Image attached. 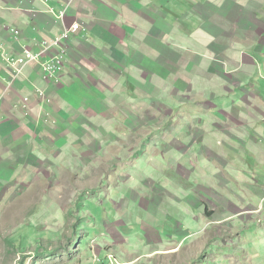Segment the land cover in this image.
I'll list each match as a JSON object with an SVG mask.
<instances>
[{"label": "rangeland", "instance_id": "rangeland-1", "mask_svg": "<svg viewBox=\"0 0 264 264\" xmlns=\"http://www.w3.org/2000/svg\"><path fill=\"white\" fill-rule=\"evenodd\" d=\"M151 6V36L139 25L126 39L115 63L125 87H108L109 98L119 90L108 107L107 84L90 77L103 109L77 121V134L71 118L65 146L51 132L24 147L0 145V264H84L90 249L96 262L112 252L120 264H264V121L251 115L261 109L254 91L264 89V53L250 41L260 39L234 32L232 21L218 31L216 0ZM245 54L261 73L237 83ZM5 55L26 51L1 47ZM56 57L65 62V49L47 59ZM44 80L35 92L53 104L58 85ZM18 104L40 128L65 122L54 110L33 113L27 95ZM91 224L116 231L91 230L90 239ZM98 248L113 251L103 258Z\"/></svg>", "mask_w": 264, "mask_h": 264}, {"label": "crops", "instance_id": "crops-1", "mask_svg": "<svg viewBox=\"0 0 264 264\" xmlns=\"http://www.w3.org/2000/svg\"><path fill=\"white\" fill-rule=\"evenodd\" d=\"M68 1L0 0V48L3 47L12 56L22 55L26 47L34 54L43 53L38 60L26 66L25 75L16 83V88L9 89L5 94L0 110L1 146L9 145L13 149H16V146L24 147L32 137L43 138V132H51L59 139L56 141L58 145L56 147L65 146L70 140L67 128L71 125V118L74 128L72 134H77V121L83 124L87 114L91 115L90 112L103 109L97 107L95 103L97 101L94 98L95 91L90 92L92 88L94 89L92 87L94 83L89 78L93 77L107 84L101 90L103 93H100V100L108 107L107 101L113 100L119 94L118 90L113 94V98H109L108 87L117 89L121 85L118 78L120 72L115 65L122 54H125L124 50L128 52L126 39L130 38L133 32L138 31L139 25L141 28H147L145 31L147 36H151L149 28L151 30L154 28L151 20L154 13L151 5H154V0H72L70 5ZM251 5H255V8H251ZM66 7H68L66 14L60 17V12ZM86 21L91 24H87ZM222 21H228L229 28L232 26L231 21L234 22V32L238 29L244 34L247 33L246 36L251 39H260L250 41L255 42L261 48V53H264V0H216V27L218 31L226 32L221 25ZM74 22H79L81 28L70 38L58 41V46L48 48L50 41L61 38L65 26ZM141 22H144L143 25ZM230 34L234 36L232 30ZM239 38L243 39V37ZM86 41L89 43L88 47ZM131 42L134 43L132 40ZM61 49H65V68L60 79H52L58 85L54 92L56 94L54 103L44 104L35 92V86H47L43 78L42 63L47 58L59 54ZM95 52L99 53V58L92 61L89 56L95 55ZM134 57H130L128 61L136 62ZM245 59L250 65L249 68L246 66L240 69L242 76L235 78L237 83L241 78L253 82L261 73V63H256L247 54L237 61L238 65L243 64ZM11 74L12 69L0 58V91L4 89L6 80ZM109 82L113 84L108 86ZM122 86L125 87V84L123 83ZM254 92V97L259 101L262 109L264 89ZM26 95L30 97V108L33 113L40 114L43 109L54 110L65 122L57 120L58 123H50L52 126L48 124V128L44 126L40 128L32 118L24 117V110L18 101ZM83 105L88 106L86 114L78 113V109L82 110ZM261 109L258 108L254 114H251L256 118L257 124L264 121V113ZM242 112V115L247 114L245 111ZM246 127L248 126L244 128ZM40 145H43V142L40 141ZM21 175L23 172L20 173ZM12 179L15 178L11 177L10 181ZM23 189L20 191L22 195ZM18 193L15 191L14 195ZM91 230L96 235L105 234V230L109 233L116 231L111 224H91L90 234H92ZM93 234L90 239H94ZM89 251L84 264H111L105 257L113 250L98 248V253L105 258L104 262H96L94 253L91 249ZM87 259L93 261L88 262Z\"/></svg>", "mask_w": 264, "mask_h": 264}, {"label": "built area", "instance_id": "built-area-1", "mask_svg": "<svg viewBox=\"0 0 264 264\" xmlns=\"http://www.w3.org/2000/svg\"><path fill=\"white\" fill-rule=\"evenodd\" d=\"M72 0L68 1V5ZM66 7L63 11H61L60 15L64 16L67 12ZM81 28V24L79 22H74L73 24L69 26H65L64 32L62 37L60 38L63 40L67 36L73 35L76 31H78ZM26 57H18V58H13L8 55H5V61L7 65L12 69V76L6 80V85L4 90L0 93V108L2 106V102L5 98V94L13 87V82L15 81L16 78L22 75L23 73V68H26L31 62L38 60L37 57L38 55H42L43 53H37L34 54L31 52V50L26 47ZM65 65L64 61L62 58H52V59H47L42 63V72H43V77L46 79H60L62 76V73L64 71ZM27 100V98H25ZM109 260H111V264H114L115 262L118 264L119 261L116 258L112 252L109 254ZM120 264V263H119Z\"/></svg>", "mask_w": 264, "mask_h": 264}, {"label": "clouds", "instance_id": "clouds-1", "mask_svg": "<svg viewBox=\"0 0 264 264\" xmlns=\"http://www.w3.org/2000/svg\"><path fill=\"white\" fill-rule=\"evenodd\" d=\"M6 62V61H5Z\"/></svg>", "mask_w": 264, "mask_h": 264}]
</instances>
